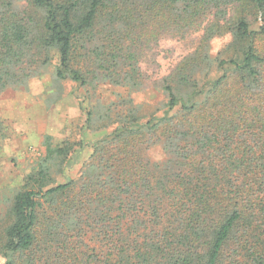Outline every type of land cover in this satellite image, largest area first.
Segmentation results:
<instances>
[{
  "label": "trees",
  "instance_id": "obj_1",
  "mask_svg": "<svg viewBox=\"0 0 264 264\" xmlns=\"http://www.w3.org/2000/svg\"><path fill=\"white\" fill-rule=\"evenodd\" d=\"M47 75L85 119L0 193V264H264V0H0V99Z\"/></svg>",
  "mask_w": 264,
  "mask_h": 264
},
{
  "label": "rangeland",
  "instance_id": "obj_2",
  "mask_svg": "<svg viewBox=\"0 0 264 264\" xmlns=\"http://www.w3.org/2000/svg\"><path fill=\"white\" fill-rule=\"evenodd\" d=\"M226 41L227 39H215L212 42L213 54H217ZM162 47L174 50H171L174 58L162 60V65L167 68L173 64V59L187 53L189 45L178 40L165 39ZM49 81L48 75L34 79L28 91L9 90L0 99V114L9 128V137L0 149V193L5 191L8 184L16 185L21 182L23 176L31 170L41 153L40 144L45 134L52 135L55 142H61L69 135L71 127L85 119L73 95H68L51 108L46 107L45 89ZM103 92L104 96L110 93L106 90ZM91 151L92 148L86 146L78 154L67 173L69 177L78 176ZM151 154L155 159L163 158L159 148L153 149ZM65 180L66 177L59 178L61 183Z\"/></svg>",
  "mask_w": 264,
  "mask_h": 264
}]
</instances>
